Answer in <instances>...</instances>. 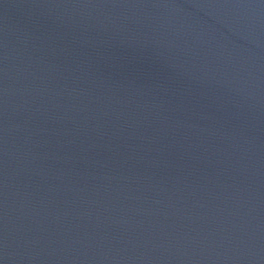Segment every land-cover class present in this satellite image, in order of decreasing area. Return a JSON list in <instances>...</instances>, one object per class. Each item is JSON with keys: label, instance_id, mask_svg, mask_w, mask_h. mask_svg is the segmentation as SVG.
I'll return each instance as SVG.
<instances>
[{"label": "water", "instance_id": "1", "mask_svg": "<svg viewBox=\"0 0 264 264\" xmlns=\"http://www.w3.org/2000/svg\"><path fill=\"white\" fill-rule=\"evenodd\" d=\"M0 264H264V0H0Z\"/></svg>", "mask_w": 264, "mask_h": 264}]
</instances>
